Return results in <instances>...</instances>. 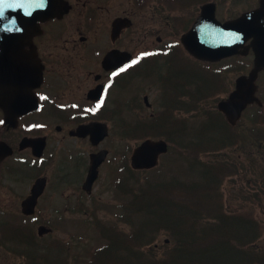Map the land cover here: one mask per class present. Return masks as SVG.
<instances>
[{
  "label": "flooded vegetation",
  "instance_id": "flooded-vegetation-1",
  "mask_svg": "<svg viewBox=\"0 0 264 264\" xmlns=\"http://www.w3.org/2000/svg\"><path fill=\"white\" fill-rule=\"evenodd\" d=\"M210 2L222 22L235 18L221 12V0H58L53 5L60 10L21 35L8 54L2 43L0 59L8 66L1 63L0 99L13 103L0 108V141L11 150L0 162V264L86 260L70 254L69 243L49 237L58 232L50 222L54 213L64 219L76 210L86 214L88 206L46 209L58 193H95L110 159L90 183L92 156L111 154L104 146L109 137L100 143L96 137L118 131L133 143L135 122L122 117L141 110L150 112L141 120L144 128L163 138L172 133L176 145L184 130L206 128L209 147L223 150L222 192L236 193L239 211L259 213L258 224H264V68L254 101L241 113L232 110L238 81L256 66L252 40L217 61H200L181 44ZM182 117L196 121L194 127ZM120 163L122 173L129 171L126 161ZM118 176L115 189L129 188L132 177L119 182ZM14 193H22L19 200ZM32 193L43 194L24 213L22 204ZM260 242L254 245L264 250V237Z\"/></svg>",
  "mask_w": 264,
  "mask_h": 264
},
{
  "label": "rangeland",
  "instance_id": "rangeland-1",
  "mask_svg": "<svg viewBox=\"0 0 264 264\" xmlns=\"http://www.w3.org/2000/svg\"><path fill=\"white\" fill-rule=\"evenodd\" d=\"M257 3L258 0H228L227 3H221L220 7L223 8V10L221 9V12H223V14L237 16L242 12L256 6ZM175 39L176 38H172L171 40ZM152 103L154 104V107H159V104L157 102ZM149 113L150 112L145 113L141 110L140 114H135L133 115V117L130 115H126L122 117V120L127 123L134 121L142 125L143 123L141 120L147 119L149 117ZM182 120H190L187 126L194 127L193 119L182 117ZM206 130L207 129H203V131ZM150 135L155 136V133H150ZM165 136L166 138H169L168 133H166ZM122 137L123 136L120 135L118 131H113L110 133L109 138L104 143V146L111 150V154L108 158L110 159V164L106 166V170H104V167L102 178L99 181L98 188L95 190V193H92L90 196H88L86 193H58L53 199V204L50 205L48 209H46L47 211H50L51 207H53L54 212L59 208H61V210H64L66 206H69L71 209H73L74 207H77L78 202L81 199L85 203V205L88 206L86 215L85 213H79L77 210H73L75 212L64 213V219L59 218V215L54 213L53 218L50 220V222L54 224L56 228H58V232H56L54 236H51L49 238H55L59 242H62L64 240L65 243H69V245H71L70 254L84 255L86 263L84 262L85 260L83 261V263L78 261L81 264H96L95 262L100 258L103 259V255L99 254L98 257H95V254L99 248L104 247L108 244V237L110 236L112 241L118 240V244L122 248V251L120 247H115L112 253L107 256L108 258L105 264H119L120 258H126L131 255H133L134 261H136L138 257L135 252H137L138 256L144 261L143 264H163L162 261L167 258L168 252L170 250V248L166 246L165 243V240L168 239L167 234H161L152 245L142 244L140 245V247L135 246L134 248L135 242L130 238L133 229L132 225L124 220H122L121 222L114 218V213H121V210L117 209L116 207L117 204H120L119 201L127 203L129 199L128 197H122L123 194L119 193L120 190L115 189L113 182L116 179L115 177L118 176V172L116 176H114V172L118 169V167L119 169L121 168L122 164L120 163V161H128L130 159V152L138 142V140L135 139V141H133L132 143L131 140H128L126 138L125 140H123ZM183 138L185 139L186 136H184ZM193 138L194 140H196L194 136ZM201 138H203L202 135ZM172 151V154L170 153L161 159L160 166L156 168L157 170L153 169V172L151 171L152 173L147 172L148 174H146L145 172H141L138 174V172H134L133 174L131 173L132 175L130 174L133 179L132 181H130V186L134 187V191L136 193L147 190V184L150 183L152 186L150 190H147L148 192L170 193L171 196L175 199L177 198L179 201L184 200L185 194L187 192L179 187L181 186L183 180L194 178L191 174L193 172L189 171V164L187 163L189 162V160L180 157L175 149H172ZM202 157L204 162L214 160L215 163V159L219 158V156H216V158H213L211 156V159L210 156H207V158L206 156ZM136 174L138 175L136 176ZM122 175H125V173H119V176ZM176 175H178V178L175 177ZM180 175H182V177H180ZM187 176H189V178H186ZM176 180L178 182H175ZM6 185H12L13 188H16V184L10 180L6 181ZM154 185H159L162 188L157 190ZM162 185H164L165 187H163ZM226 186L227 185H225V187ZM175 193H177V195ZM21 194L22 193H14L15 199L19 200ZM236 196V193H234L230 197L226 194L228 206L237 207L240 204L239 201L233 200V198H235ZM209 203L211 204V202ZM209 203H205L206 208L210 207ZM80 207H82V205H80ZM188 208L191 211H194L192 207L188 206ZM169 211L177 212L178 209L177 207L169 208ZM87 214L97 215V219L103 222L100 224V227L99 225L95 226L94 223L91 225V222L88 220V217H90L91 215ZM44 215H46V213ZM190 215H192L196 219L198 227L203 228L209 226V224L212 225L211 223H205L210 222L208 220L199 219L193 214ZM203 215L205 216L204 218H209L208 215ZM38 216L40 218H43L41 210L39 211ZM166 218L176 219L174 214L169 213L168 215H160V219L157 220L164 221ZM111 223H115L118 226L117 230L113 229V231H110L109 225H112ZM46 239L43 241L44 243L46 242ZM79 239L82 241L79 242ZM183 258L187 260V263L182 264H240L243 262L242 257H240L238 254L223 249V246L218 248V250H212L211 253L208 252L202 254L201 258L200 256L195 254L184 255ZM137 261L138 263L140 262L139 259ZM101 264H104V262H101Z\"/></svg>",
  "mask_w": 264,
  "mask_h": 264
},
{
  "label": "trees",
  "instance_id": "trees-1",
  "mask_svg": "<svg viewBox=\"0 0 264 264\" xmlns=\"http://www.w3.org/2000/svg\"><path fill=\"white\" fill-rule=\"evenodd\" d=\"M206 153L207 150L203 148L198 150L188 148L181 151V156L191 161L190 159L201 158ZM198 168L201 176L200 182L197 185L194 183L192 187L194 189L201 188L205 191L207 190L209 172L205 169L206 166L199 165ZM128 197L129 206L132 210V217L128 221L135 224L133 226L134 233L131 236L135 242L134 248L135 246L140 247L142 244L152 245L161 234H167L171 243L166 245L170 250L167 259L162 261L163 264L187 263V260L183 258L184 255L195 254L201 258L202 254L211 253L212 250H218L221 246L223 249L242 257L243 262L240 264H264V250H258L254 245L260 233L249 222L232 223L233 227L229 228L227 218L218 217L219 225L209 224V226L201 228L197 226V221L190 217L189 212L182 214L188 217L181 221L180 212L169 211V208L178 206L176 199L171 197L170 193H145L141 191L131 193ZM169 213L174 214L177 220L173 218H166L164 221L157 220L160 219V215H168ZM111 242L113 243V241ZM105 254H108V251ZM135 254L138 255L137 252ZM251 257H255V259ZM119 264H126V259L120 258Z\"/></svg>",
  "mask_w": 264,
  "mask_h": 264
},
{
  "label": "water",
  "instance_id": "water-1",
  "mask_svg": "<svg viewBox=\"0 0 264 264\" xmlns=\"http://www.w3.org/2000/svg\"><path fill=\"white\" fill-rule=\"evenodd\" d=\"M49 0H46L47 2ZM23 16L28 8H23ZM48 11H51L48 14ZM56 7H43L39 9L38 19L49 18L55 13ZM204 14L192 30L183 38L187 50L201 59H208L212 56H223L226 53H233L246 39L254 38L253 46L264 50V0H260V7L257 10L244 13L240 18L222 24L215 18V5L208 4L203 8ZM17 19L16 23L24 31L32 27L29 22L31 19ZM34 25V24H33ZM262 41L261 47L259 41ZM264 66V61L258 59L257 67L260 70ZM251 79H241L239 81V90L232 98L234 101L241 100L232 110L238 109V113L244 109L249 102L253 100L252 94L248 93L252 86ZM246 92V97L243 94ZM3 102L0 99V104ZM85 132V130H84ZM168 151L167 143L164 141L147 140L141 146L135 149L132 156V166L134 169H150L158 164L159 157ZM103 161V160H102ZM102 161L95 164L97 168ZM32 204V202H30Z\"/></svg>",
  "mask_w": 264,
  "mask_h": 264
}]
</instances>
